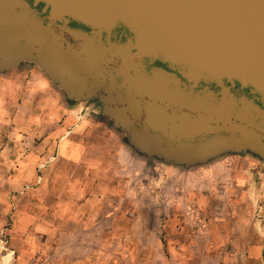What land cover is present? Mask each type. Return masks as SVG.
<instances>
[{"label":"rangeland","instance_id":"obj_1","mask_svg":"<svg viewBox=\"0 0 264 264\" xmlns=\"http://www.w3.org/2000/svg\"><path fill=\"white\" fill-rule=\"evenodd\" d=\"M1 84L13 100L0 110V264H195L190 246L203 244L222 264H246L241 249L264 234V161L154 163L96 102L68 101L36 65L0 74ZM72 130L75 152L61 147Z\"/></svg>","mask_w":264,"mask_h":264},{"label":"water","instance_id":"obj_2","mask_svg":"<svg viewBox=\"0 0 264 264\" xmlns=\"http://www.w3.org/2000/svg\"><path fill=\"white\" fill-rule=\"evenodd\" d=\"M25 63L150 161H264V0H0V74Z\"/></svg>","mask_w":264,"mask_h":264},{"label":"crops","instance_id":"obj_3","mask_svg":"<svg viewBox=\"0 0 264 264\" xmlns=\"http://www.w3.org/2000/svg\"><path fill=\"white\" fill-rule=\"evenodd\" d=\"M5 80L9 81L7 78ZM2 88L7 90V86H5V84L0 85V110L5 105L8 107L9 104H12V100H13V99H11L12 94H10V92L8 90H7L8 92L6 93L5 97H3L1 95ZM85 122L88 123V120L87 121L85 120ZM73 133H74L73 130L70 132H66V135L64 137H62V139H61V147L63 146L64 143L65 144L67 143L66 142L67 136L73 135ZM74 141H76V140L72 139L69 143H67V145H70L71 151H73V152L78 150V148L76 146L78 144H75L76 142H74ZM258 186L260 187V189H264V181L259 183ZM261 209L264 210V207L262 206ZM260 221L264 222V217L261 218ZM209 235L211 237L215 236L212 232H210ZM259 235H261L262 239L258 238L259 241L257 240L255 242V240H254L255 238L253 236L252 241L250 243H248L247 245H245L244 248L241 249V250L245 251L243 261H246V264H264V234L260 233ZM180 249L182 250V253H184L185 251H189V250H187L188 248H186V247H183V248L180 247ZM191 249H197V251H199L201 254L198 261L195 264H207V263L208 264H222V255L216 252L217 250H216V247L214 246V244L192 245V246H190V250ZM195 255L196 254H194V256ZM190 259H195V258L190 257ZM208 261H210V262H208ZM172 262H174L176 264H186L187 261L184 263L179 262L178 259H176V256H174V258L169 260L168 263H172Z\"/></svg>","mask_w":264,"mask_h":264},{"label":"flooded vegetation","instance_id":"obj_4","mask_svg":"<svg viewBox=\"0 0 264 264\" xmlns=\"http://www.w3.org/2000/svg\"><path fill=\"white\" fill-rule=\"evenodd\" d=\"M91 102H94V101H91ZM138 156L140 157V154H138ZM154 163H156V162H161L160 160H158V159H154V160H152ZM174 167H176V166H174ZM176 168H178V169H180V170H186V168H182V167H176Z\"/></svg>","mask_w":264,"mask_h":264}]
</instances>
